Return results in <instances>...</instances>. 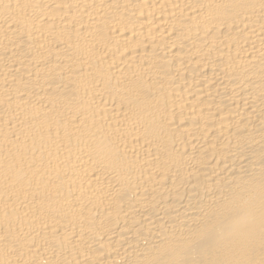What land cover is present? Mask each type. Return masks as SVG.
<instances>
[{"label": "bare ground", "instance_id": "1", "mask_svg": "<svg viewBox=\"0 0 264 264\" xmlns=\"http://www.w3.org/2000/svg\"><path fill=\"white\" fill-rule=\"evenodd\" d=\"M0 264H264V0H0Z\"/></svg>", "mask_w": 264, "mask_h": 264}]
</instances>
